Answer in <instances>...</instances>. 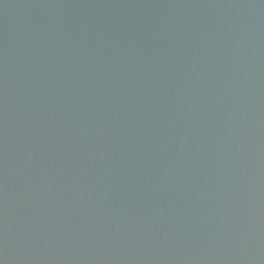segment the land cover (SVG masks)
Segmentation results:
<instances>
[{"label":"water","instance_id":"95a60500","mask_svg":"<svg viewBox=\"0 0 264 264\" xmlns=\"http://www.w3.org/2000/svg\"><path fill=\"white\" fill-rule=\"evenodd\" d=\"M175 208L264 264V0H49Z\"/></svg>","mask_w":264,"mask_h":264}]
</instances>
